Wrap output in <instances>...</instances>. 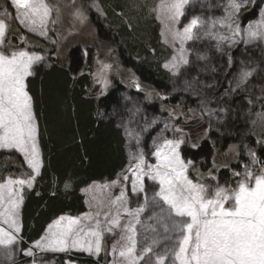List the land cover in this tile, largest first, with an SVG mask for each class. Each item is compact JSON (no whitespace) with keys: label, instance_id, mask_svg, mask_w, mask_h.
Segmentation results:
<instances>
[{"label":"rangeland","instance_id":"1","mask_svg":"<svg viewBox=\"0 0 264 264\" xmlns=\"http://www.w3.org/2000/svg\"><path fill=\"white\" fill-rule=\"evenodd\" d=\"M47 2L54 5L55 8L52 18L47 23L46 34L40 35L39 30L30 31L28 27L18 22L10 0H0V19H6L8 24L5 43L0 46V51L3 49L6 54L13 51H27L30 54L41 56L42 59L33 65V75L30 76L33 77L34 69L39 65L44 64L46 67H50V59L69 62L70 49L74 45L80 44V48H78L83 52L87 49V44L91 43L90 46L96 52V59L100 62L99 65L95 62V67H101V69H96L95 76L104 81L103 88L105 90H103L108 92L117 83L123 84L125 87L117 91L118 107H113L108 113L102 111L101 115L114 118L118 126L123 129L128 162L113 180H97L84 186L81 192L85 199L86 211L78 215L63 214L56 217L48 225L42 237L48 233L49 226L54 225L60 217L80 218L82 223H89L85 217L88 215L95 217L97 212L100 213L102 228L106 229L107 223L104 221V215L109 212L111 215H115L116 206L111 205L110 201L122 190L126 192L130 209H135L143 204L144 194H134L131 191L133 179L131 168L136 163L133 157L143 152L146 163L155 164L157 162L154 155L155 149L164 139L183 140L178 151L185 163L192 162L187 171L189 179H192L194 183L205 184L210 190L216 186L235 188L236 183L244 179L246 165L254 174L264 167L262 164L252 163L249 152H254L256 158L258 156L253 144L247 142L244 136L236 138L231 136L227 126L229 125L228 120L233 116L224 104L219 103L225 98L228 100L242 98L247 104L245 113L247 124L251 128L250 132L261 142V132H258L264 129V41L249 42L246 30L249 25L257 24L264 15V0H247L245 6L240 8L235 19L239 23L241 33L234 44L222 43L213 36L205 34L203 27L194 29L193 39L184 44V56L188 63L179 64L178 68H173L172 60L174 56L177 58L180 56V43L178 40L173 41L170 29L182 31L190 19L196 16L201 21L207 22V27L211 31L229 35L230 33L219 25L212 29L210 23L227 16L230 11L229 0H187L182 9L183 15L177 20L170 19L167 10L160 8L162 0H151L152 4L148 6V13L159 27L162 50L166 53L162 65L171 77L168 83L170 89L165 91H160L138 77L128 59L124 61L120 52H116V50L119 51L118 46H112L100 38L97 39L94 25L100 23L108 28L100 0H47ZM76 9L82 12L83 19L74 14ZM16 29V34L23 39H19L17 35L16 37L11 35L12 31H16ZM25 32L28 34L27 36ZM84 56L86 55L84 54ZM105 64L107 68H105ZM245 70H252L253 74L247 78L246 83L237 88L236 81L240 73ZM182 98H188L190 103L188 100L185 102L190 105L183 108L180 102ZM175 100H179V104H174ZM259 103L261 104L258 106ZM151 105L158 107V111L152 109ZM185 111L192 114L190 118L193 121L188 120L189 122L201 124L197 131L204 132L208 137L211 136V133L217 135L218 141L214 140V143L218 145V150L213 161L210 162L206 159L193 161L184 157V148L196 146L194 136H197L193 132L185 131L190 129L183 123L186 120L184 119ZM190 125L192 123H189ZM229 137H232V140ZM37 144L42 161L41 172L43 154L39 135H37ZM1 150L3 151H0V183H4L9 177L25 179L34 175L22 153L15 149ZM236 172L241 175H234ZM125 175H128V181L122 179ZM118 179L121 186L113 184V181ZM35 181L31 188L27 185L24 186L23 201L28 196L29 190L33 189ZM144 190L148 196L149 204L146 211L140 216L142 223L136 225L137 251L139 252L146 243L151 244L155 239L157 244L153 245V253L163 252L170 245V241L165 238L170 234H165L155 220L148 219L154 212L159 211L153 209L151 204L153 193L158 190V185L145 177ZM121 217L122 226L128 219H131L124 213L121 214ZM0 227L7 228L8 226L0 223ZM151 228H157L158 234L154 233ZM114 232L115 235L104 231L101 252L98 255L76 248H68L66 251H41L35 247V242L41 240V237L24 248L25 250L21 253L28 258L26 261L19 262H17V246L22 241L17 234V243L11 247L10 256H5L1 250L2 247L0 248V262L3 264L6 259H9L6 264H62L60 260L63 259V264H90L82 262L83 259H87L94 262L92 264H123L118 251L115 254L112 252L113 245L119 249L124 243L123 241L118 243L121 228H114ZM29 249L33 252L32 256L26 255ZM80 256H84L83 259ZM170 259L169 256L166 264H170ZM146 262L155 264L156 256L154 254L146 255L140 264H146Z\"/></svg>","mask_w":264,"mask_h":264},{"label":"snow or ice","instance_id":"2","mask_svg":"<svg viewBox=\"0 0 264 264\" xmlns=\"http://www.w3.org/2000/svg\"><path fill=\"white\" fill-rule=\"evenodd\" d=\"M186 2L162 0L160 8L167 10L170 19L177 20L183 15L182 9ZM246 3L247 0H229L230 11L227 16L210 22L212 29L219 25L229 35L211 31L207 22L196 16L190 19L182 31L170 29L173 41L178 40L180 43V56L173 57V68L188 63L184 56V44L193 39L194 29L203 27L205 34L222 43H236L241 29L235 18ZM10 4L21 25L30 31L39 30L40 35L46 34L54 5H50L47 0H10ZM74 14L83 19L79 9ZM7 30L6 19H0V46L5 43ZM246 36L249 42L264 41V15L257 24L248 26ZM41 59V56L27 51L8 54L0 51V149H15L22 153L34 173L25 179L9 177L0 183V223L8 226L0 227V247L5 250V256L11 255V247L17 243V234L21 231L18 217L24 186L32 187L42 166L37 144L38 126L26 84L27 78L33 75V65ZM252 74V70L242 71L236 87L246 83ZM182 143L181 139H164L155 149V164L146 163L143 152L133 157L136 163L131 168V191L144 194L143 204L130 209L126 192L122 190L110 201L111 205L116 206L115 215L110 212L104 215L106 229L102 228L99 212L95 217H85L89 223H82L80 218L60 217L54 225L49 226L48 233L35 242V247L41 251L76 248L98 255L104 231L115 235L114 228H121L118 243H124L119 249L113 245L112 252L115 254L118 251L123 264H140L149 254L156 256L155 264H166L169 256L170 264H264V167L254 174L246 165L244 179L238 181L235 188L216 186L210 190L205 184L194 183L189 179L187 171L192 162L185 163L181 158L178 149ZM249 155L253 164H264L254 152H249ZM234 175L240 176L241 173L236 172ZM145 177L158 185L151 204L153 209L159 211L148 219L155 220L165 234H170L165 236L170 245L163 252L153 253V245L157 244L155 239L137 251L136 225L142 223L140 216L149 204L144 190ZM122 179L128 181L129 177L125 175ZM113 184L121 186L119 179ZM65 187L70 185L65 184ZM122 213L131 218L123 226ZM151 230L158 234L157 228ZM26 255H33L31 249Z\"/></svg>","mask_w":264,"mask_h":264},{"label":"trees","instance_id":"3","mask_svg":"<svg viewBox=\"0 0 264 264\" xmlns=\"http://www.w3.org/2000/svg\"><path fill=\"white\" fill-rule=\"evenodd\" d=\"M100 2L108 28L100 23L94 25L97 39L118 46L116 52H120L124 61L128 59L144 82L160 91L170 89L171 77L162 65L166 53L162 50L159 27L148 13L151 0ZM16 33L17 29L11 35L19 37ZM25 35L28 34L25 32ZM90 44L83 52L79 49L80 44L74 45L70 49L69 62L50 59V67L39 65L34 69V76L27 80L39 125L43 168L25 199L23 248L40 239L56 217L84 213L87 207L81 189L93 181L113 180L128 162L123 129L114 118L101 115L102 111L108 113L118 107L117 91L125 87L117 83L108 92L104 91V81L95 76L96 69H101L95 67V62L98 65L100 62ZM187 100L181 99L183 108L190 103L189 100V103L185 102ZM173 103L179 104V100ZM219 103L224 104L233 116L227 126L231 136H244L256 148L257 159L264 162V129L258 132L262 136L259 142L247 124L244 100L225 98ZM151 107L158 111V107ZM185 112L183 123L190 128L185 131L197 136H194L196 146L184 148V157L193 161H213L218 150L214 143V140L218 141L217 135L211 133L213 138H209L204 132L197 131L201 124L189 122L193 121L192 114ZM65 184L70 187L66 188ZM80 257L83 259L84 256ZM60 261L63 264V259ZM82 262L94 263L87 259Z\"/></svg>","mask_w":264,"mask_h":264},{"label":"crops","instance_id":"4","mask_svg":"<svg viewBox=\"0 0 264 264\" xmlns=\"http://www.w3.org/2000/svg\"><path fill=\"white\" fill-rule=\"evenodd\" d=\"M2 49V48H1ZM2 51H4L3 49H2ZM28 79V78H27ZM33 102V101H32ZM33 111H34V108H33ZM34 114H35V111H34ZM35 119H36V123H37V126H38V133H39V125H38V120H37V118H36V114H35ZM39 135V134H38ZM0 151H3V150H1L0 149ZM6 151V150H5ZM35 178H37V176H35ZM36 180V179H35ZM24 204H25V199H24V201L22 202V204H21V206H20V209H19V212H20V217L18 218L19 220H20V222H19V224H20V227H21V231L18 233V235L21 237V241H22V243H20V245L19 246H17V262H19V261H26V259L28 258V257H26V256H24V254L23 253H21L23 250H25L24 248H23V243H25V241H24V239L22 238V231H23V207H24ZM28 245V244H27ZM30 245V244H29ZM12 247H14V245L12 246ZM27 247V246H26ZM25 247V248H26ZM1 248V247H0ZM16 248V247H15ZM3 252L5 251L3 248L1 249ZM7 260V261H6ZM4 262H3V264H6L7 262H9V259H6ZM0 264H1V262H0Z\"/></svg>","mask_w":264,"mask_h":264}]
</instances>
